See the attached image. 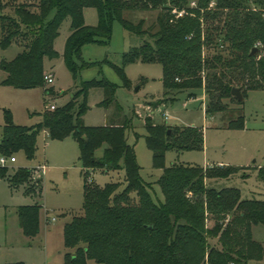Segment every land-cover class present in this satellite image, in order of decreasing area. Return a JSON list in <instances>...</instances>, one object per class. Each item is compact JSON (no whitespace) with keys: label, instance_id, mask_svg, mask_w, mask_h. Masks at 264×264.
Returning a JSON list of instances; mask_svg holds the SVG:
<instances>
[{"label":"trees","instance_id":"trees-1","mask_svg":"<svg viewBox=\"0 0 264 264\" xmlns=\"http://www.w3.org/2000/svg\"><path fill=\"white\" fill-rule=\"evenodd\" d=\"M90 8L99 14L95 26L86 23ZM133 10L158 14L151 24L145 17L134 22L124 16ZM66 19L71 20L72 30L64 57L75 79L83 69L99 64L84 60L83 47L109 44L114 21L119 20L131 33L147 37L124 54L122 66L114 64L126 85L130 83L124 72L128 63H160L165 94L188 90L193 97L203 91L210 115L226 111L228 100L239 102L232 95L234 87H240L246 98L251 89L264 90V0H0V45L22 47L14 59L2 61L7 73L3 84L19 89L43 87L51 93L45 84L44 62L58 57L55 42ZM255 47L258 51L252 54ZM97 87L105 93L101 105L107 107L116 100L114 82L106 77L85 80L69 102L44 109L42 120L32 126L17 124L12 111L4 108L1 155L23 150L34 158L42 131L51 139L74 134L79 142L85 172L83 213L73 215L64 226V243L69 249L65 262L264 264V243L253 236V227L264 225V200L243 199L238 188L217 189L208 184L242 167L166 165L169 150L204 149V132L196 126L156 124L149 117L146 141L153 152V167L162 170L157 183L165 197L157 202L152 185L141 175L135 147L128 142L130 120L103 126L84 124L88 93ZM244 124L242 115L230 127ZM101 148L103 154L97 156ZM91 169L124 170V181L100 185L91 178ZM9 171L0 168V175ZM35 172L34 167H18L8 180L13 188L24 186L28 195L42 197L44 178H37ZM42 207L36 202L18 208L26 236L39 233Z\"/></svg>","mask_w":264,"mask_h":264},{"label":"rangeland","instance_id":"rangeland-1","mask_svg":"<svg viewBox=\"0 0 264 264\" xmlns=\"http://www.w3.org/2000/svg\"><path fill=\"white\" fill-rule=\"evenodd\" d=\"M4 2L8 0H3ZM11 12L9 8L5 9ZM158 11L133 10L125 12V18L138 22L145 17L149 24L155 21ZM86 23L97 25L99 14L96 8H90L85 14ZM71 20L66 19L56 39L58 57L46 58L44 62L47 74L54 75V82L48 83L51 89H19L2 83L7 73L2 61H11L22 51V47L12 44L8 48L0 45V141L5 122L4 108L10 109L17 124L32 126L42 120L41 112L63 106L81 88L82 82L93 78L106 77L117 84L116 100L109 106L101 105L105 99L102 88H93L88 93V109L82 119L87 126H103L125 119L130 120L128 142L134 145L141 175L152 185L151 192L157 202L165 197L157 180L162 175L161 169L153 167V152L148 147L146 120L151 117L156 124L167 123L173 126H196L204 132V149L175 151L166 153V165L194 164L204 167L228 165L242 167L241 171L228 178L210 179V187L238 188L243 199L264 200V90L251 89L244 102H229L226 111L214 115L207 114V98L203 91L190 97L188 90L165 94L163 67L157 62L138 60L128 63L124 72L129 80L126 85L114 64L122 66L124 54L144 43L147 37L128 31L119 20L113 24V35L109 44L88 43L83 47L84 60L99 62L83 69L77 79L74 78L64 57L66 41L71 33ZM2 38L0 23V41ZM105 60H108L105 62ZM175 97L172 101L169 98ZM168 113L166 120L164 113ZM244 117L242 128L230 127L233 120ZM37 152L34 158L27 157L19 150L15 155L17 162L10 165V171L2 175L8 183V176L18 167H34L36 177L44 178L42 197L25 195L26 203H40V231L34 237H26L19 225L17 207L18 197L23 196L24 186L14 188L10 206L0 205V261L3 263L23 262V264H47L63 262L69 249L65 246L63 229L73 215L83 213L85 172L80 158L81 151L74 134L64 139H51L45 131L38 134ZM104 148L97 151L103 154ZM2 153L0 152V155ZM213 163L212 165H210ZM45 166L44 171L41 167ZM91 178L100 185L111 181H124L125 171L105 172L90 170ZM55 218V220H53ZM211 225L212 222H209ZM253 236L264 243V225L253 227ZM69 264V263H63ZM89 264H100L92 260Z\"/></svg>","mask_w":264,"mask_h":264},{"label":"crops","instance_id":"crops-1","mask_svg":"<svg viewBox=\"0 0 264 264\" xmlns=\"http://www.w3.org/2000/svg\"><path fill=\"white\" fill-rule=\"evenodd\" d=\"M17 161H18V159H17ZM213 163H211L210 165H212ZM13 187H12V185H11V183L10 182H8V183H6V182H3V180L1 179L0 180V205L2 206V207H4L5 209L7 208V207H9L10 206V202H12L11 201V199L13 198L12 197V191H13ZM23 196L21 197V196H19L18 197V201H17V203H16V207H17V215H18V208L20 207V206H22V205H29L30 203H26V201H25V198H23L27 193L25 192V190H24V192H22L21 193ZM28 195V194H27ZM31 204H34V203H31ZM7 210V209H6ZM44 209H42V211H43ZM41 214H42V212H41ZM18 222H19V217H18ZM20 225V224H19ZM20 228H21V226H20ZM21 230H22V232H23V229L21 228ZM23 234H24V232H23ZM25 235V234H24ZM26 236V235H25ZM63 236H64V229H63ZM26 237H28V236H26ZM29 238V237H28ZM90 261H92V260H90ZM89 261V262H90ZM89 262H88V264H89ZM7 263H9V262H6V263H3V264H7ZM63 263H66L65 262V256H64V258H63V262H60V261H57L56 263H54V264H63ZM0 264H2V261H0ZM47 264H50L49 263V254H48V260H47Z\"/></svg>","mask_w":264,"mask_h":264},{"label":"built area","instance_id":"built-area-1","mask_svg":"<svg viewBox=\"0 0 264 264\" xmlns=\"http://www.w3.org/2000/svg\"><path fill=\"white\" fill-rule=\"evenodd\" d=\"M180 15L183 14V12L179 13ZM46 80L48 81V83H53L54 82V75L51 74H46L45 76ZM51 109H55L56 106L55 105H50ZM164 117L166 120L169 119V115L168 113H164ZM17 162V157L15 155H0V168H5V167H10V165H12L13 163ZM45 166L41 167L42 171H44ZM3 177L0 175V180ZM53 220H55V218H53Z\"/></svg>","mask_w":264,"mask_h":264},{"label":"water","instance_id":"water-1","mask_svg":"<svg viewBox=\"0 0 264 264\" xmlns=\"http://www.w3.org/2000/svg\"><path fill=\"white\" fill-rule=\"evenodd\" d=\"M258 51V48L255 47L252 50V54H255ZM232 95L236 97L237 100H239L240 102H244L246 101V96L244 95V93L242 92V89L240 87H234L232 89Z\"/></svg>","mask_w":264,"mask_h":264}]
</instances>
